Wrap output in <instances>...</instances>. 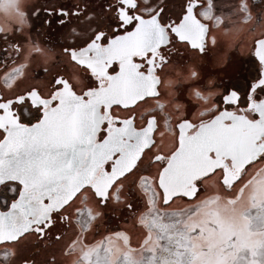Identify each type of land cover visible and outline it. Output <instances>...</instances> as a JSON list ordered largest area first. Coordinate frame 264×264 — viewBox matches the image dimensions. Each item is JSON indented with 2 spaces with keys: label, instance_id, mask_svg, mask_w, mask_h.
<instances>
[{
  "label": "snow or ice",
  "instance_id": "1",
  "mask_svg": "<svg viewBox=\"0 0 264 264\" xmlns=\"http://www.w3.org/2000/svg\"><path fill=\"white\" fill-rule=\"evenodd\" d=\"M226 7L251 19L247 0ZM217 9L0 0V264H264V36L247 68L171 59L215 52ZM109 211L124 221L91 238Z\"/></svg>",
  "mask_w": 264,
  "mask_h": 264
},
{
  "label": "rangeland",
  "instance_id": "2",
  "mask_svg": "<svg viewBox=\"0 0 264 264\" xmlns=\"http://www.w3.org/2000/svg\"><path fill=\"white\" fill-rule=\"evenodd\" d=\"M247 2L249 4H251V8H252L251 19L249 20L252 23H251V25H246L245 28L243 26L244 24L242 23L243 21H246L245 19H243V18H241L239 16H235V15L232 16L231 18H227V13L233 11V8L226 7V5L227 4H231L233 6H236V0H218V9H217L225 17L224 20H223V23L226 24L228 22V24H231V26H233L236 29L243 28V29L246 30V29H249L250 27H253L255 29V25H256L257 30L254 33L255 36H252V37L250 36L248 38V34L245 33L244 36L240 37L238 40L235 41L234 48H233L234 52L232 54H230L231 58H233V61L236 63V66L240 67V64L242 62L244 68L249 67V65L247 64V61H248V59H250L249 55H248L250 50L249 49H245L243 45L249 39L250 42H251L250 46L252 47L253 46V39L256 36H260V35L264 34V29H261V28L264 27V19L261 18V16H263V13H264V4H260L259 7H257L256 5L258 3L255 2L254 0H247ZM245 11H246V9H245ZM223 23H221L220 25H224ZM227 26H229V25H227ZM243 40H244V42H243ZM242 42L244 44H242ZM238 46H239L238 49L240 51L237 52L236 49H237ZM219 49H221V48H219ZM233 75H235V73H233ZM225 79L227 80V77H225ZM124 218L125 217L118 216V215L112 213L111 211H109L108 219H107V221H106V223L104 224L103 227L105 228L106 232L109 229H115L119 225V222L121 220H124ZM254 227H264V225L256 224V225H254ZM129 256H130L131 260L135 262V264H141V261H142L143 258H142V256L140 254H138V253L137 254L129 253ZM172 258H173L174 263L178 264L177 257L174 256ZM198 259H202V260H204V264H208V260H210L211 258L198 257ZM76 260H77V264H78L79 257Z\"/></svg>",
  "mask_w": 264,
  "mask_h": 264
},
{
  "label": "flooded vegetation",
  "instance_id": "3",
  "mask_svg": "<svg viewBox=\"0 0 264 264\" xmlns=\"http://www.w3.org/2000/svg\"><path fill=\"white\" fill-rule=\"evenodd\" d=\"M20 7L23 9L26 6L29 7H44L49 3V0H18ZM178 10V9H177ZM9 22V18L2 12H0V23H8ZM38 24V21L36 22ZM32 35L34 37H37L43 44L47 45V46H52L58 42H62L61 37L56 35V36H51V35H47L44 33V30L40 27H36L35 31L32 33ZM226 40L227 37H224ZM4 45V41H0V46ZM218 47L216 48L215 52H208V54L203 58L204 63L203 64H198L197 60H196V56L197 54L192 52L189 49H184L181 50V52L179 53L178 56H173L171 57L172 61L174 63H179L180 65H184L186 63H191V64H196L197 67H200L202 69L205 70H209V66H208V60L216 57V51H217ZM182 71V69H181ZM164 80V84H167V81L172 80L177 82L176 80L180 81L181 77L177 76L175 73H172L169 76H166L163 78ZM184 85L180 84V86L177 88V94H179L180 92L183 91ZM164 91H171V89L165 87ZM61 231H64L63 227H61ZM78 259V254L77 255H73L69 261L68 264H77V260Z\"/></svg>",
  "mask_w": 264,
  "mask_h": 264
},
{
  "label": "crops",
  "instance_id": "4",
  "mask_svg": "<svg viewBox=\"0 0 264 264\" xmlns=\"http://www.w3.org/2000/svg\"><path fill=\"white\" fill-rule=\"evenodd\" d=\"M255 2L259 3V0H254ZM36 7V6H34ZM262 13V12H261ZM262 19H264V13H263V16H261ZM250 19H247L246 21H243L242 23L244 24V28L246 25H251L252 22L249 21ZM259 20V19H258ZM224 24V23H223ZM229 25V26H227ZM253 27H250L249 29H243V28H239V29H236L234 28L233 26H231V24H228V22L224 25H220L218 28L214 29V32L216 34V36L218 37V50L216 51V54L215 56H223V55H227L229 57H231L230 54H232L234 52L233 48H234V43L236 40H238L240 37L244 36V34H248V38L251 36H255V32L257 30L256 28V25H255V29ZM261 29H264L261 28ZM252 30V31H251ZM261 36V35H260ZM260 36H256L255 38L257 37H260ZM224 37H227L226 40H224L225 38ZM244 42V40H243ZM242 42V44H244ZM251 45V42L250 40L248 39V41L243 45L245 49H249L250 51L252 50V47L250 46ZM251 47V48H250ZM221 48V49H219ZM239 46L237 47L236 51H240L239 49ZM249 51V52H250ZM176 88H175V91L177 92V88L180 86V83L178 80H176ZM125 219V218H124ZM124 220H121L119 222V225L122 224ZM116 229V228H115ZM106 232L105 228L102 227L100 230H99V233H94L93 236L91 238H94V239H99L100 238V235L101 234H104Z\"/></svg>",
  "mask_w": 264,
  "mask_h": 264
},
{
  "label": "bare ground",
  "instance_id": "5",
  "mask_svg": "<svg viewBox=\"0 0 264 264\" xmlns=\"http://www.w3.org/2000/svg\"><path fill=\"white\" fill-rule=\"evenodd\" d=\"M163 255H164L165 257H167V260L170 262V264H175L174 261H173V258H172V257H174V256H168L167 253H164Z\"/></svg>",
  "mask_w": 264,
  "mask_h": 264
},
{
  "label": "water",
  "instance_id": "6",
  "mask_svg": "<svg viewBox=\"0 0 264 264\" xmlns=\"http://www.w3.org/2000/svg\"><path fill=\"white\" fill-rule=\"evenodd\" d=\"M263 36H264V35H263ZM261 37H262V36H260V37H258V38H261ZM258 38H256V39H258ZM256 39H255V40H256ZM255 40H254V41H255ZM254 41H253V47H252V49L254 48ZM240 135L243 136V135H245V133H244L243 131H241Z\"/></svg>",
  "mask_w": 264,
  "mask_h": 264
},
{
  "label": "trees",
  "instance_id": "7",
  "mask_svg": "<svg viewBox=\"0 0 264 264\" xmlns=\"http://www.w3.org/2000/svg\"><path fill=\"white\" fill-rule=\"evenodd\" d=\"M263 35H264V34H263ZM263 35H261V36H263ZM257 38H258V37H257ZM255 39H256V38H254L253 41H254Z\"/></svg>",
  "mask_w": 264,
  "mask_h": 264
}]
</instances>
